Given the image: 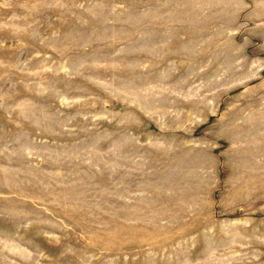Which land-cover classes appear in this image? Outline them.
I'll return each mask as SVG.
<instances>
[{"label": "rangeland", "instance_id": "374dc122", "mask_svg": "<svg viewBox=\"0 0 264 264\" xmlns=\"http://www.w3.org/2000/svg\"><path fill=\"white\" fill-rule=\"evenodd\" d=\"M0 264H264V0H0Z\"/></svg>", "mask_w": 264, "mask_h": 264}]
</instances>
